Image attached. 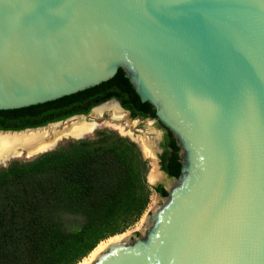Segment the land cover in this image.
Instances as JSON below:
<instances>
[{
  "label": "water",
  "instance_id": "95a60500",
  "mask_svg": "<svg viewBox=\"0 0 264 264\" xmlns=\"http://www.w3.org/2000/svg\"><path fill=\"white\" fill-rule=\"evenodd\" d=\"M118 70L174 138L180 174L144 235L93 264H264V0H0V111L83 92ZM108 103L128 114L110 99L0 134L93 122Z\"/></svg>",
  "mask_w": 264,
  "mask_h": 264
},
{
  "label": "trees",
  "instance_id": "16d2710c",
  "mask_svg": "<svg viewBox=\"0 0 264 264\" xmlns=\"http://www.w3.org/2000/svg\"><path fill=\"white\" fill-rule=\"evenodd\" d=\"M115 99L131 119H155L124 73L77 94L20 110L0 111V131L44 127ZM166 131L160 170L180 174L179 148ZM140 150L113 131L64 142L30 161L0 169V264H79L102 242L134 226L152 191Z\"/></svg>",
  "mask_w": 264,
  "mask_h": 264
},
{
  "label": "bare ground",
  "instance_id": "6f19581e",
  "mask_svg": "<svg viewBox=\"0 0 264 264\" xmlns=\"http://www.w3.org/2000/svg\"><path fill=\"white\" fill-rule=\"evenodd\" d=\"M116 113H113L114 111ZM113 113V120L118 121L124 114L118 110L114 103H108L100 108L93 110L91 116L95 121L83 122V120H75L70 124L59 126H49L45 129L20 133V134H0V166L9 162L13 158H31L45 150L53 148L57 142L63 138H79L82 135L90 134L95 127L98 126L96 120H99L102 114ZM116 117V118H115ZM50 140L51 142L46 144L44 141ZM141 153L144 157L154 155L153 144L142 143ZM5 162V163H4ZM158 170V169H157ZM156 169H152V173L149 175L147 182L149 184H155L162 180L161 174ZM172 185L171 188H173ZM120 236L111 238L108 242L101 243L89 256L84 259L80 264H93L96 262L105 252L109 249L119 246L124 241H119Z\"/></svg>",
  "mask_w": 264,
  "mask_h": 264
},
{
  "label": "rangeland",
  "instance_id": "374dc122",
  "mask_svg": "<svg viewBox=\"0 0 264 264\" xmlns=\"http://www.w3.org/2000/svg\"><path fill=\"white\" fill-rule=\"evenodd\" d=\"M113 113H116V112L114 111ZM113 113L109 112L107 114H104L102 118H100L99 120H96V123L99 125V127L96 128L85 139H92L95 136V133L100 130L113 131L119 137L133 141L139 150H141L143 142L147 144H153V147H154V142L160 140L162 136V132L157 128L155 122L150 121V120H143V121L132 120L128 114H124V117H121L120 119H117L118 121H116V120H113V117H114ZM88 119L92 120V117L89 116ZM67 124H70V123L69 122L63 123L62 126L67 125ZM67 141H72V140L62 139L55 144L52 150L58 149L64 142H67ZM142 157L144 158V160L147 161L148 166H149V172H148L149 174H147L148 176L146 177V179H148L149 175L152 173V169H156V170L158 169L157 170L158 173L161 174L159 171V164L154 155L149 156V157H144L142 155ZM32 159L33 158L27 159L24 157L13 158L7 163L4 162L5 164L1 165L0 169L7 167L10 163L14 161L25 162V161H30ZM161 178L162 180L158 182V184L149 185V187L153 188L156 186H162L163 189L167 192L174 184V181L173 179H170L162 174H161ZM164 203H165V198H161L159 195H157L156 193L152 191L146 211L144 212V214L141 216V218L138 220V222L134 226L130 227L123 234L118 235L120 236L119 241H125L126 239H129L131 235H137V236L144 235L147 229V226L149 225V218L153 214H155ZM110 239L105 240L104 242H108Z\"/></svg>",
  "mask_w": 264,
  "mask_h": 264
},
{
  "label": "flooded vegetation",
  "instance_id": "af4514ba",
  "mask_svg": "<svg viewBox=\"0 0 264 264\" xmlns=\"http://www.w3.org/2000/svg\"><path fill=\"white\" fill-rule=\"evenodd\" d=\"M154 110V109H153ZM128 113V112H127ZM128 115H129V113H128ZM76 116V115H75ZM129 117H130V115H129ZM154 117H155V112H154ZM132 120H141V121H143V120H150V121H153V122H155L156 123V126H157V128L162 132V136H161V138H160V140L158 141V144H157V148H156V157H157V160H158V164H159V171H161L160 170V156L161 155H163V152H164V149H163V146H164V144H165V142L167 141V134H166V131H164V130H162V129H160V127L159 126H161L159 123H158V121H157V119L155 118V119H140V118H138V119H132ZM162 127V126H161ZM165 129V128H164ZM166 130V129H165ZM168 132V131H167ZM169 133V132H168ZM170 134V133H169ZM170 136H171V139L175 142V140H174V138L172 137V135L170 134ZM176 143V142H175ZM177 145V144H176ZM178 147V146H177ZM179 155V154H178ZM179 160H180V157H179ZM180 163H181V161H180ZM162 172V171H161ZM164 173V172H163ZM165 174V173H164ZM166 175V174H165ZM167 176V175H166ZM168 177V176H167ZM169 178V177H168ZM170 179H175V178H170Z\"/></svg>",
  "mask_w": 264,
  "mask_h": 264
}]
</instances>
